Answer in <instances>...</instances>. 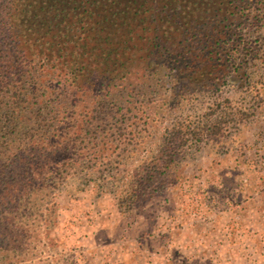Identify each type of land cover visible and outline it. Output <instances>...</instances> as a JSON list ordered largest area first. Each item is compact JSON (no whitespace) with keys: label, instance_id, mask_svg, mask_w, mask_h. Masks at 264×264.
Wrapping results in <instances>:
<instances>
[{"label":"rangeland","instance_id":"rangeland-1","mask_svg":"<svg viewBox=\"0 0 264 264\" xmlns=\"http://www.w3.org/2000/svg\"><path fill=\"white\" fill-rule=\"evenodd\" d=\"M247 31L257 41L248 68H225L196 90L161 89L166 106L121 149L94 152L86 133L87 154L68 153L69 173L52 155L49 170L33 171L17 208L8 203L17 211L0 264H264V17ZM131 109L125 128L137 119ZM95 110L79 107V117L119 124ZM150 171L158 181L148 186ZM23 176L20 164L19 190ZM139 188L151 197L136 199Z\"/></svg>","mask_w":264,"mask_h":264},{"label":"trees","instance_id":"trees-1","mask_svg":"<svg viewBox=\"0 0 264 264\" xmlns=\"http://www.w3.org/2000/svg\"><path fill=\"white\" fill-rule=\"evenodd\" d=\"M258 15L264 0H0V244L11 240L9 217L33 171L49 170L51 155L68 172L72 149L77 161L87 154L86 133L97 138L94 152L121 149L166 106L161 89L196 90L214 85L225 68H248L257 41L246 29ZM24 103L40 107L26 113ZM89 106L119 124L79 117V107ZM131 107L137 119L125 128ZM153 173L145 176L148 186L158 181ZM140 189L136 199L152 191Z\"/></svg>","mask_w":264,"mask_h":264}]
</instances>
